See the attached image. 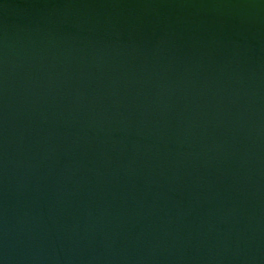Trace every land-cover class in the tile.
I'll return each mask as SVG.
<instances>
[{"label":"water","instance_id":"water-1","mask_svg":"<svg viewBox=\"0 0 264 264\" xmlns=\"http://www.w3.org/2000/svg\"><path fill=\"white\" fill-rule=\"evenodd\" d=\"M0 264H264V0H0Z\"/></svg>","mask_w":264,"mask_h":264}]
</instances>
